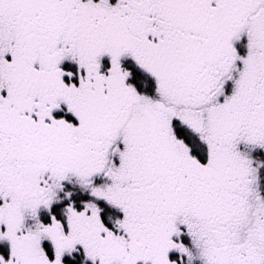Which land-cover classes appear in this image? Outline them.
Here are the masks:
<instances>
[{
	"label": "snow or ice",
	"instance_id": "obj_1",
	"mask_svg": "<svg viewBox=\"0 0 264 264\" xmlns=\"http://www.w3.org/2000/svg\"><path fill=\"white\" fill-rule=\"evenodd\" d=\"M0 264H264V0H0Z\"/></svg>",
	"mask_w": 264,
	"mask_h": 264
}]
</instances>
